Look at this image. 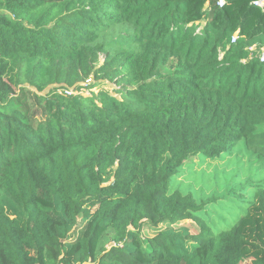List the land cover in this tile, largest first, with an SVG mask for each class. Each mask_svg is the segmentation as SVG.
<instances>
[{
	"label": "trees",
	"instance_id": "obj_1",
	"mask_svg": "<svg viewBox=\"0 0 264 264\" xmlns=\"http://www.w3.org/2000/svg\"><path fill=\"white\" fill-rule=\"evenodd\" d=\"M262 54L264 0H0V264H264L172 190L264 159Z\"/></svg>",
	"mask_w": 264,
	"mask_h": 264
},
{
	"label": "rangeland",
	"instance_id": "obj_2",
	"mask_svg": "<svg viewBox=\"0 0 264 264\" xmlns=\"http://www.w3.org/2000/svg\"><path fill=\"white\" fill-rule=\"evenodd\" d=\"M104 59L100 54L98 66ZM101 82L109 92L118 89L108 81ZM89 84H94L92 78L81 83L83 86ZM79 94L89 95L86 92ZM262 185L264 159L240 142L233 151L215 159L188 160L173 180L172 190L191 194L198 203L206 204V219L211 226L221 228L242 218L243 252L264 257V219L258 212L255 192Z\"/></svg>",
	"mask_w": 264,
	"mask_h": 264
},
{
	"label": "built area",
	"instance_id": "obj_3",
	"mask_svg": "<svg viewBox=\"0 0 264 264\" xmlns=\"http://www.w3.org/2000/svg\"><path fill=\"white\" fill-rule=\"evenodd\" d=\"M262 4H263V2L262 1H259V2H255L254 3V5H256V6H262ZM218 6H222V2H219L218 3ZM260 62L261 63H264V54H262L261 56H260ZM62 93H64V95H68V96H70V95H75L76 94V92H73V90H68V91H64V92H62Z\"/></svg>",
	"mask_w": 264,
	"mask_h": 264
}]
</instances>
